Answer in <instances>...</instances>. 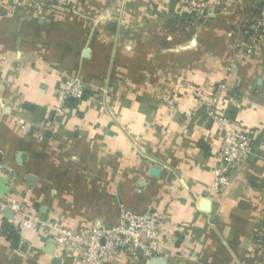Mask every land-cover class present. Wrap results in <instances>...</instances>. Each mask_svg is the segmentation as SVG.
Instances as JSON below:
<instances>
[{
  "label": "crops",
  "instance_id": "crops-1",
  "mask_svg": "<svg viewBox=\"0 0 264 264\" xmlns=\"http://www.w3.org/2000/svg\"><path fill=\"white\" fill-rule=\"evenodd\" d=\"M200 1L191 14L180 0H0V198L81 233L154 210L167 264H264V44L246 28L264 0ZM63 79L85 96L59 108ZM191 88L253 133L220 195L224 131ZM8 212L0 264H80L58 256L53 230L23 232Z\"/></svg>",
  "mask_w": 264,
  "mask_h": 264
},
{
  "label": "built area",
  "instance_id": "built-area-1",
  "mask_svg": "<svg viewBox=\"0 0 264 264\" xmlns=\"http://www.w3.org/2000/svg\"><path fill=\"white\" fill-rule=\"evenodd\" d=\"M181 1L193 11L208 9V5L199 0ZM15 2L21 4L20 0ZM253 31L252 46L264 44V23L253 28ZM191 89L206 114L224 131L221 164L214 171L215 180L212 190L215 195H220L229 187L232 175L247 164L253 155V133L243 125L219 118L216 112V98L213 94L198 88ZM84 93L85 86L80 80H60L57 86L59 108L68 100H81ZM8 210H14L23 216L20 223V230L23 232H37L42 228L53 230L52 242L62 259L70 254L80 264H113L117 258L126 253L138 258V250L143 251L148 261L166 257V252L158 245V240L166 226L167 216L158 211L148 210L140 214L122 208L114 226L90 227L85 233H81L61 227L53 221H42L16 201L7 203L0 198V218H4Z\"/></svg>",
  "mask_w": 264,
  "mask_h": 264
},
{
  "label": "trees",
  "instance_id": "trees-1",
  "mask_svg": "<svg viewBox=\"0 0 264 264\" xmlns=\"http://www.w3.org/2000/svg\"><path fill=\"white\" fill-rule=\"evenodd\" d=\"M85 96V93H84ZM83 96V98H84ZM82 98V99H83ZM75 102L76 100H68L66 104L69 102ZM4 232L8 236V239L12 242L13 246H17L20 241V236L18 232H16L14 229H12L6 222L4 223Z\"/></svg>",
  "mask_w": 264,
  "mask_h": 264
},
{
  "label": "rangeland",
  "instance_id": "rangeland-1",
  "mask_svg": "<svg viewBox=\"0 0 264 264\" xmlns=\"http://www.w3.org/2000/svg\"><path fill=\"white\" fill-rule=\"evenodd\" d=\"M200 1V0H199ZM180 2L182 3V4H184V6H187L188 7V9H189V12L191 13V14H193V13H203L205 10H196V11H193L188 5H186L183 1H181L180 0ZM203 2V1H202ZM206 3V2H205ZM207 4V3H206ZM208 5V4H207ZM218 6H219V4H218ZM221 6V5H220ZM208 8H209V5H208ZM261 9H264V7H262ZM200 13V14H201ZM261 23H264V16L261 14V15H257V16H255L253 19H252V21L251 22H249V24H248V26L246 27V28H257V26L259 25V24H261Z\"/></svg>",
  "mask_w": 264,
  "mask_h": 264
},
{
  "label": "water",
  "instance_id": "water-1",
  "mask_svg": "<svg viewBox=\"0 0 264 264\" xmlns=\"http://www.w3.org/2000/svg\"><path fill=\"white\" fill-rule=\"evenodd\" d=\"M0 161H1V156H0ZM8 213L9 212L7 211L6 214H8ZM51 248H52V246H51ZM137 253H138V256H141V257L143 256V251L142 250H138ZM148 264H167V263L164 260L153 258V259H150L148 261Z\"/></svg>",
  "mask_w": 264,
  "mask_h": 264
}]
</instances>
